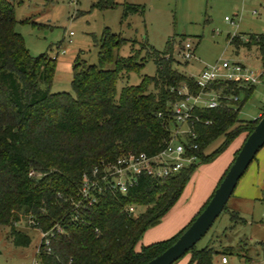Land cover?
Returning a JSON list of instances; mask_svg holds the SVG:
<instances>
[{"label":"trees","instance_id":"16d2710c","mask_svg":"<svg viewBox=\"0 0 264 264\" xmlns=\"http://www.w3.org/2000/svg\"><path fill=\"white\" fill-rule=\"evenodd\" d=\"M112 2L97 0L94 6L105 9ZM13 6L11 0H0V226L9 227L12 244L21 248L30 242L13 228L21 217L39 233L61 228V233L46 238L47 244L40 240L35 264H145L168 248L207 203L176 235L135 251L145 230L157 225L176 202L194 169L211 162L238 135L246 137L252 131L259 118L245 121L238 114L254 87H218L226 96L242 98L222 100L218 108L200 112L209 123L194 126L196 149L187 150L195 156L194 163L166 179L139 177L126 193H102L74 213L72 203L79 200L82 176L127 154L158 153L167 140L165 125L169 105L177 99L176 89L182 85L192 93L196 89L176 69L167 41L162 53L148 50L141 62L132 54L113 58L124 41L104 29L97 44V64L74 63L71 94L50 93L55 59L46 53L28 54L15 31ZM138 11V6L125 5L122 17ZM229 45L234 50L254 47L264 68V34L250 35L246 42L232 36ZM146 60L153 62L154 74L116 94L121 75L138 72ZM109 63L113 68L104 69ZM220 136L223 140L216 150L203 156L202 149ZM230 219L241 221L234 212ZM231 251L205 246L186 253L188 264H212L213 256Z\"/></svg>","mask_w":264,"mask_h":264},{"label":"rangeland","instance_id":"374dc122","mask_svg":"<svg viewBox=\"0 0 264 264\" xmlns=\"http://www.w3.org/2000/svg\"><path fill=\"white\" fill-rule=\"evenodd\" d=\"M11 1L15 31L21 36L28 54L46 53L55 59L50 93L71 94L72 66L74 63L97 64V44L103 30L108 29L124 41L113 51V58H126L132 54L141 62L148 50L162 53L167 41L172 47L171 57L177 62L176 69L185 76L195 74L203 65L221 60L257 68L262 71L261 78L243 102L238 118L252 121L264 102V68L255 48L234 50L229 45L232 36L246 42L250 35L264 34V0H113L112 6L105 9L94 6L97 0ZM125 5L138 6L139 11L122 17ZM184 43L193 48L194 58L189 62L180 60L179 52ZM103 68L112 69L113 64ZM153 74V62L146 60L138 72L121 75L115 83L116 94L121 87L135 86L143 76ZM222 140L221 136L213 139L202 149L203 156L212 154ZM230 144L220 154L226 152ZM197 168L199 165L192 172L190 183L189 180L186 183L188 187L184 186L189 188L184 195L192 191L198 178L205 176V171ZM230 205L228 200L225 211L218 215L194 248L212 246L217 252L231 248V253L224 255L227 264H264V247L257 243L264 241L261 210L264 205H257L252 210L250 204L239 203L237 217L241 221H231ZM13 228L29 237V245L25 248L14 246L9 227L0 226V264H33L40 233L32 228L30 220L22 217ZM221 256H213L212 263L220 264ZM188 262L189 254L186 253L173 264Z\"/></svg>","mask_w":264,"mask_h":264},{"label":"built area","instance_id":"2783aa9c","mask_svg":"<svg viewBox=\"0 0 264 264\" xmlns=\"http://www.w3.org/2000/svg\"><path fill=\"white\" fill-rule=\"evenodd\" d=\"M223 20L233 25L227 18ZM179 56L183 62H189L194 58L190 44H182ZM261 75L262 71L257 68L227 60L203 65L195 74L187 75L196 92H190L185 85L176 89L177 99L169 105L168 109V123L165 125L168 135L163 148L152 156L144 153L121 156L114 162L94 168L89 176H82L77 193L79 200L72 203L74 213L82 203L90 205L95 201V197L102 193H126L135 185L139 177L144 176L152 180L166 179L194 163L195 156L187 154V150L196 149L193 143L196 139L194 126L209 123L208 120L200 118V112L218 108L222 100L239 99L236 96H226L218 87L234 84L244 89L258 84ZM157 116L159 117L160 114ZM132 210L131 207L126 208L127 212ZM262 215H264V208ZM76 218L77 216L74 215L73 220ZM52 232L61 233L62 230L59 226H54L49 231L40 233L41 240H45L44 244H47L46 238L51 236ZM219 262L227 264L226 257L222 255Z\"/></svg>","mask_w":264,"mask_h":264},{"label":"crops","instance_id":"0c3cea01","mask_svg":"<svg viewBox=\"0 0 264 264\" xmlns=\"http://www.w3.org/2000/svg\"><path fill=\"white\" fill-rule=\"evenodd\" d=\"M264 111V102L258 107L253 120L259 118ZM250 121V120H245ZM244 134L238 135L228 147V150L207 164L199 165L196 170L205 171V176L198 178L195 185L192 186V191L184 195L183 189L181 195L161 218L160 222L145 230L141 238L135 245V251L140 247L147 246L152 243L160 242L171 238L185 228L194 216L200 211L206 203L216 185L222 178L223 174L229 167L234 158V154L239 150L243 142ZM230 210L238 215V204L248 203L253 207L264 205V144L256 153L254 159L249 164L244 174L238 180L231 196ZM264 206L261 208V210ZM264 216V215H262ZM261 247H264V241L257 242ZM213 262V260H212ZM213 264V263H212Z\"/></svg>","mask_w":264,"mask_h":264},{"label":"water","instance_id":"95a60500","mask_svg":"<svg viewBox=\"0 0 264 264\" xmlns=\"http://www.w3.org/2000/svg\"><path fill=\"white\" fill-rule=\"evenodd\" d=\"M264 144V112L245 137L222 179L202 210L163 252L145 264H173L205 235L222 212L238 180Z\"/></svg>","mask_w":264,"mask_h":264}]
</instances>
